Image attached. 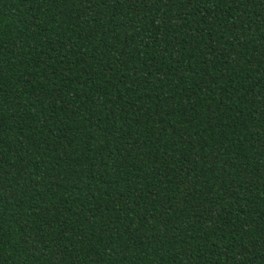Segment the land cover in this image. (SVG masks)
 <instances>
[{"label": "trees", "instance_id": "trees-1", "mask_svg": "<svg viewBox=\"0 0 264 264\" xmlns=\"http://www.w3.org/2000/svg\"><path fill=\"white\" fill-rule=\"evenodd\" d=\"M0 264H264V0H0Z\"/></svg>", "mask_w": 264, "mask_h": 264}]
</instances>
